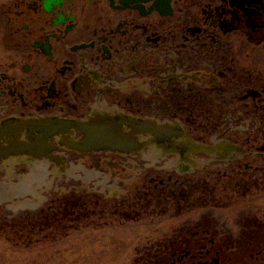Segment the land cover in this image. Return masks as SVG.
Instances as JSON below:
<instances>
[{
	"label": "flooded vegetation",
	"instance_id": "flooded-vegetation-1",
	"mask_svg": "<svg viewBox=\"0 0 264 264\" xmlns=\"http://www.w3.org/2000/svg\"><path fill=\"white\" fill-rule=\"evenodd\" d=\"M261 44L264 0H0V206L138 171L167 208L151 218H180L152 264H264V144L237 142L264 99ZM103 136L129 140L84 143Z\"/></svg>",
	"mask_w": 264,
	"mask_h": 264
},
{
	"label": "rangeland",
	"instance_id": "rangeland-1",
	"mask_svg": "<svg viewBox=\"0 0 264 264\" xmlns=\"http://www.w3.org/2000/svg\"><path fill=\"white\" fill-rule=\"evenodd\" d=\"M255 50L257 67L263 75L264 45L256 46ZM258 83L264 81L258 80ZM254 103L255 107H246L257 122L252 123L250 132L245 134L242 130L241 136L237 135L243 149L264 144V99ZM217 111L223 110L217 108ZM247 142L249 147H246ZM252 162L264 164V158L259 156ZM124 172H108L109 181H114L121 190L112 196L100 191L103 176L88 183L81 182L80 189L73 181L65 187L57 185V190L53 186L40 194L46 200L42 207L21 210L12 218L6 205L0 206L8 215L6 219L0 217V264H152L154 250L150 248L180 218L168 216L170 218L153 220V212L161 209L156 208L159 197L148 189L153 185L143 187L138 183L144 176L138 171ZM77 175L81 179L84 174ZM53 183L56 184V179ZM171 200L174 198H169ZM257 202L264 206V192L258 195ZM168 209V215L175 210L172 204ZM19 220L27 224L22 226Z\"/></svg>",
	"mask_w": 264,
	"mask_h": 264
},
{
	"label": "water",
	"instance_id": "water-1",
	"mask_svg": "<svg viewBox=\"0 0 264 264\" xmlns=\"http://www.w3.org/2000/svg\"><path fill=\"white\" fill-rule=\"evenodd\" d=\"M105 134V133H103ZM129 139L127 138H121L116 136H109V137H98V138H87L84 143L88 146H94L95 148L98 147H110L113 149L121 148V145L126 143ZM102 144L103 146H101Z\"/></svg>",
	"mask_w": 264,
	"mask_h": 264
}]
</instances>
